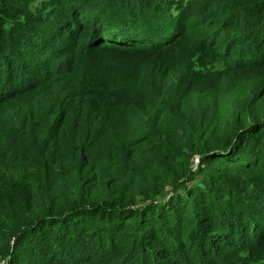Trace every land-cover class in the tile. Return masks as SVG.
Masks as SVG:
<instances>
[{
  "label": "trees",
  "instance_id": "16d2710c",
  "mask_svg": "<svg viewBox=\"0 0 264 264\" xmlns=\"http://www.w3.org/2000/svg\"><path fill=\"white\" fill-rule=\"evenodd\" d=\"M0 264H264V0H0Z\"/></svg>",
  "mask_w": 264,
  "mask_h": 264
},
{
  "label": "built area",
  "instance_id": "2783aa9c",
  "mask_svg": "<svg viewBox=\"0 0 264 264\" xmlns=\"http://www.w3.org/2000/svg\"><path fill=\"white\" fill-rule=\"evenodd\" d=\"M197 162V159L194 160V164Z\"/></svg>",
  "mask_w": 264,
  "mask_h": 264
}]
</instances>
